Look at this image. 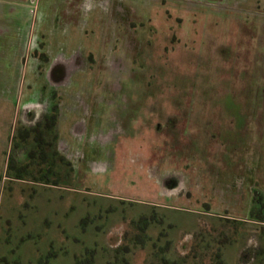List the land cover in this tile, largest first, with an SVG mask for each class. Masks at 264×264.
<instances>
[{"label":"rangeland","instance_id":"374dc122","mask_svg":"<svg viewBox=\"0 0 264 264\" xmlns=\"http://www.w3.org/2000/svg\"><path fill=\"white\" fill-rule=\"evenodd\" d=\"M28 1L0 0V26ZM32 10L18 107L0 102V264H159L168 244L213 264L207 236L222 264H264V0Z\"/></svg>","mask_w":264,"mask_h":264},{"label":"crops","instance_id":"0c3cea01","mask_svg":"<svg viewBox=\"0 0 264 264\" xmlns=\"http://www.w3.org/2000/svg\"><path fill=\"white\" fill-rule=\"evenodd\" d=\"M27 1V0H26ZM22 2V1H21ZM29 4L23 2L21 3V12H25L24 16L21 18L19 17L20 14H18V16L13 15L12 10L9 12L11 16H9L8 12L6 11L3 15V18L7 19V16H9L8 18V22L6 21H2V24L0 27H2L3 29H6V31L3 33V35H1V37H3L4 39L7 38L8 36H10V39L7 40L5 39V41L0 40V102L2 103H8V104H15V108L18 107V99H19V93L15 94L14 98L13 97V91L12 89L8 88L5 84L7 81V76L9 77V69L11 67H13V59L16 58L17 60L19 58H21L22 56H26L28 49H27V42H28V36L29 34H25L23 36H19L18 35V31H19V27H21L23 29V27H30L29 33L32 34L33 32V10H32V5L35 3V0H29L28 1ZM31 6V7H28ZM23 10V11H22ZM29 12V13H28ZM15 14V13H14ZM6 15V16H5ZM5 16V17H4ZM11 17V18H10ZM26 17V18H25ZM22 20V23L19 22V20ZM26 19V20H25ZM18 20V21H17ZM25 20L26 24L23 23V21ZM28 38V39H27ZM5 61H4V60ZM19 89H17L16 91H18ZM33 102V101H32ZM27 113H29L32 108H34V105L30 106V104L27 105ZM49 114V113H48ZM46 118V117H43ZM48 120V119H47ZM51 121V120H49ZM45 122H47L45 120ZM52 129V128H51ZM53 152H49L48 150H46V154H52V153H60V150L58 148V146L53 149ZM42 164L44 166H46V168L48 167L47 164L43 163V162H39L38 163V168L41 167V169H39V171L43 172L46 170V168L42 167ZM27 166H32V165H26L24 167L27 168ZM55 169H56V165ZM23 169V170H24ZM33 169V167H32ZM22 170V169H21Z\"/></svg>","mask_w":264,"mask_h":264},{"label":"flooded vegetation","instance_id":"af4514ba","mask_svg":"<svg viewBox=\"0 0 264 264\" xmlns=\"http://www.w3.org/2000/svg\"><path fill=\"white\" fill-rule=\"evenodd\" d=\"M76 65H78V63H75ZM75 65V66H76ZM60 70H58L57 71V76H60L62 73L61 72H59ZM55 77H53V79H54ZM56 80V79H55ZM32 109H34V108H32ZM119 133V132H118ZM113 139H115V138H113ZM42 153H43V151H41ZM44 153H46V150H44ZM59 173V172H58ZM60 174V173H59ZM252 212V211H251ZM253 213H254V211H253ZM142 220V219H141ZM140 230H138V233L136 234V239H135V241H136V243L137 244H139V246H143L144 247V243L142 242V239H141V234H143V233H145V231H146V229L147 228H144V227H142L141 225H139V227H138ZM221 244H223L221 241H219L218 242V244H215V243H213V245H212V247L214 246V245H217L218 247H222V245ZM170 244H168L164 249H161L160 248V250L156 247V246H154V250L155 251H157L156 253H157V256L159 255V264H176L177 263V261H179V260H177L175 257H173L172 255H173V252H174V248H172V246H169ZM200 247L203 249V250H205V248H207V245L204 243V242H202L201 244H200ZM142 248V247H141ZM129 249V248H128ZM144 249V248H143ZM172 249V250H171ZM194 250V248L192 247L191 248V250H190V252L191 251H193ZM129 251V250H128ZM189 252V253H190ZM167 255V256H166ZM161 256V257H160ZM199 256V255H198ZM193 264H195V263H199V259L198 258H193ZM126 264V263H125ZM187 264H188V260H187Z\"/></svg>","mask_w":264,"mask_h":264},{"label":"trees","instance_id":"16d2710c","mask_svg":"<svg viewBox=\"0 0 264 264\" xmlns=\"http://www.w3.org/2000/svg\"><path fill=\"white\" fill-rule=\"evenodd\" d=\"M50 120H51V122L53 123V117H50ZM41 147H42V145H41ZM57 154H56V152L55 153H52V154H46V153H44V155H43V153H42V162L43 163H45V164H47V168H46V170L44 171V174L46 175V176H49L50 174H54V171H55V166H54V163L53 162H51V161H49V159H52V157H54V156H56ZM50 156V158H48ZM63 161H65L64 160V158L62 159ZM68 165V164H67ZM24 170H26V169H24ZM44 176V175H43ZM45 177V176H44ZM66 177H68V175L66 176ZM263 218H264V216H263ZM144 221V219H142L141 221H140V224L142 223ZM146 227V226H145ZM206 238H208V236L206 237ZM206 238H202L203 240H202V242H204L206 245H207V248H205V250H203V251H209V249H211L212 248V245H213V243H215V244H218V240L217 239H213V238H209V239H206ZM194 251V250H193ZM193 251H191L192 252V254H194L193 253ZM204 252V253H205ZM203 253V254H204ZM189 257H191L189 254L188 255H186L185 257H184V259L182 260V261H177V263L176 264H187V259L189 258ZM193 258H198L199 256L198 255H196V254H194V256H192ZM221 257H222V252H221V248L220 247H218V249L216 250V252H215V254H214V257H212V258H210V260H215V262L213 263V264H222V262H220V259H221ZM257 257V256H256ZM205 258V256L204 257H202V259H204ZM195 264H203V263H195Z\"/></svg>","mask_w":264,"mask_h":264}]
</instances>
